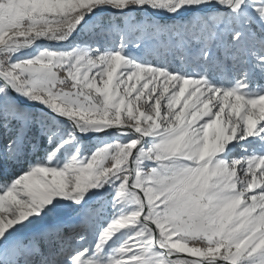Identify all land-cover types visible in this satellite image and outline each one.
I'll return each instance as SVG.
<instances>
[{
	"label": "snow or ice",
	"instance_id": "snow-or-ice-1",
	"mask_svg": "<svg viewBox=\"0 0 264 264\" xmlns=\"http://www.w3.org/2000/svg\"><path fill=\"white\" fill-rule=\"evenodd\" d=\"M0 264H264V0H0Z\"/></svg>",
	"mask_w": 264,
	"mask_h": 264
}]
</instances>
